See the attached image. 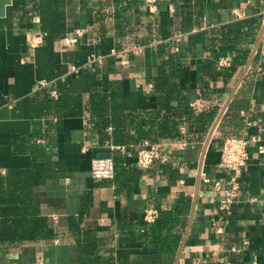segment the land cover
I'll use <instances>...</instances> for the list:
<instances>
[{"label": "crops", "instance_id": "0c3cea01", "mask_svg": "<svg viewBox=\"0 0 264 264\" xmlns=\"http://www.w3.org/2000/svg\"><path fill=\"white\" fill-rule=\"evenodd\" d=\"M263 16L264 0H161L154 12L144 0H0V175L31 172L34 203L54 235L0 246V264L76 263L71 218L80 214L101 252L126 254L128 264H264V154L257 144L233 214L219 210L230 187L220 166L224 140L264 137ZM246 24L251 32L243 39H228ZM78 31V43L66 46L64 38ZM125 49L123 57L113 54ZM223 57L234 69L218 67ZM167 60L182 65L171 91L198 113L218 108L216 119L204 141L189 142L182 123L184 140H160L167 162L157 160L119 192L114 182L91 177L92 161L119 157L135 173L142 145L101 144L92 97L116 89L126 110H154ZM47 95L57 110L39 116ZM180 192L192 200L182 243L175 254H158L129 233L124 218L145 216L155 198L170 204Z\"/></svg>", "mask_w": 264, "mask_h": 264}, {"label": "trees", "instance_id": "16d2710c", "mask_svg": "<svg viewBox=\"0 0 264 264\" xmlns=\"http://www.w3.org/2000/svg\"><path fill=\"white\" fill-rule=\"evenodd\" d=\"M250 27L246 24L242 32H229L227 37L243 39L246 31L251 32ZM234 67L233 64L229 69ZM181 72V62L165 61L156 80L160 101L154 110H126L121 91L115 89L110 94L97 91L92 97L90 111L100 143L123 147L141 146L146 141L159 143L162 139L181 141L185 139L181 133V125L185 122L188 124V141H204L216 119L218 108L198 113L182 96L172 92L170 83ZM54 106V100L47 95L40 104L39 116L55 113L57 108ZM115 163L116 177L112 182L119 192H125L132 185L135 175L143 170L138 168L134 173L119 157L115 158ZM33 195L29 170H11L6 176L0 175V246L31 244L54 237L51 219L41 214ZM154 203L153 209L158 211V217L153 223L146 222L144 216L134 213L127 214L123 223L125 227L131 228V235L137 236L145 246L158 254H175L188 226L192 200L186 192H180L170 204L164 203L161 198H155ZM82 218L83 214L71 218V234L78 243V259L74 264H128L126 254H117L115 258L114 254L102 253L93 233L81 229Z\"/></svg>", "mask_w": 264, "mask_h": 264}, {"label": "built area", "instance_id": "2783aa9c", "mask_svg": "<svg viewBox=\"0 0 264 264\" xmlns=\"http://www.w3.org/2000/svg\"><path fill=\"white\" fill-rule=\"evenodd\" d=\"M161 0H144L151 12L157 8ZM263 35L259 46V55L264 57V16L262 20ZM81 36L80 31L74 35H69L64 38L63 43L66 46L75 45L78 43ZM42 43V36L35 37L32 46L36 47ZM139 48V47H135ZM130 50L125 49L121 51L113 50V54L117 57L125 56ZM233 66V61L230 57H223L218 60V67L221 70L229 69ZM195 107L198 104H194ZM251 123L248 124V127ZM252 144L258 145L260 154H264V137L244 136L242 138H226L223 142L221 151L220 166L229 173V185L226 190L224 198L220 201L219 210L226 216L230 217L233 214L232 205L239 198L242 189V176L244 169L248 166L250 159V146ZM183 146V145H182ZM163 145L159 143L145 142L137 152L136 165L143 171L151 169L153 164L161 159L167 162L166 158L162 157ZM123 149L122 147H117ZM91 177L100 181H113L116 177V163L112 157H97L92 161ZM221 183H216V188L221 189ZM158 217V211L155 209L147 210L144 219L148 223H153Z\"/></svg>", "mask_w": 264, "mask_h": 264}, {"label": "water", "instance_id": "95a60500", "mask_svg": "<svg viewBox=\"0 0 264 264\" xmlns=\"http://www.w3.org/2000/svg\"><path fill=\"white\" fill-rule=\"evenodd\" d=\"M220 119H221V118H219L218 122L220 121ZM214 132H215V128L212 130V132H211V134H210V136H209V139H211V137H212V135L214 134ZM209 141H210V140H209Z\"/></svg>", "mask_w": 264, "mask_h": 264}]
</instances>
